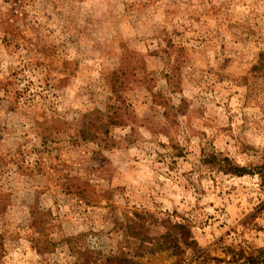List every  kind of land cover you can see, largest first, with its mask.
I'll return each instance as SVG.
<instances>
[{"label": "rangeland", "instance_id": "1", "mask_svg": "<svg viewBox=\"0 0 264 264\" xmlns=\"http://www.w3.org/2000/svg\"><path fill=\"white\" fill-rule=\"evenodd\" d=\"M137 245L264 264V0H0V264Z\"/></svg>", "mask_w": 264, "mask_h": 264}, {"label": "trees", "instance_id": "2", "mask_svg": "<svg viewBox=\"0 0 264 264\" xmlns=\"http://www.w3.org/2000/svg\"><path fill=\"white\" fill-rule=\"evenodd\" d=\"M112 122V121H110ZM207 157H209L214 161V164H217V167L225 172V173H231V174H235V175H242L244 173H247L249 171H247L248 169H246L243 166H239L238 164H235L233 162H231V160L228 157H218L216 153H209L207 154ZM261 168V167H260ZM136 223L135 220H132L130 222L131 226H134V224ZM142 247V245H137L136 251H134L133 254L127 253L126 251L122 250L119 251L117 254H108L103 256V263L102 264H138L135 260H134V256L135 255H142L144 253L143 249H140ZM146 248L147 251H151L153 249L152 245L151 246H146L144 247V249ZM90 259L89 256H85V259L78 263V264H89Z\"/></svg>", "mask_w": 264, "mask_h": 264}]
</instances>
